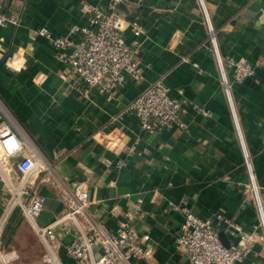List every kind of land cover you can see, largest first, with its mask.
I'll return each instance as SVG.
<instances>
[{
    "label": "crops",
    "instance_id": "0c3cea01",
    "mask_svg": "<svg viewBox=\"0 0 264 264\" xmlns=\"http://www.w3.org/2000/svg\"><path fill=\"white\" fill-rule=\"evenodd\" d=\"M110 1L0 0L17 18L0 25V124L9 115L24 145L0 160V264H33L34 256L46 261L49 253L61 264H80L66 244L93 225L115 230L129 212L149 234L153 254L128 264H191L175 244L184 214L174 205L211 218L226 242L239 241L220 213L246 231L255 229L251 250L236 264H264V232L256 228L260 212L244 152L264 209V0H123L121 12L146 29L142 74L108 94L94 88L85 95V82L56 57L53 44L31 34L42 25L66 33L87 22L84 2L108 11ZM124 36L133 37L129 25ZM218 53L226 63L244 58L255 68L254 77L232 86L235 112ZM157 79L182 101L184 126L148 130L130 109ZM26 139L40 163L24 177L19 161L31 153ZM76 186L87 192L89 205L71 219L65 196ZM35 195L45 199L38 223H56L57 240L49 247L20 206V199ZM20 228L32 230L33 238L18 236ZM100 253L93 244V257Z\"/></svg>",
    "mask_w": 264,
    "mask_h": 264
},
{
    "label": "built area",
    "instance_id": "2783aa9c",
    "mask_svg": "<svg viewBox=\"0 0 264 264\" xmlns=\"http://www.w3.org/2000/svg\"><path fill=\"white\" fill-rule=\"evenodd\" d=\"M122 1L111 0L108 11L84 2L81 9L89 13L86 23H75L63 34H54L47 26L42 25L35 30L34 34H31L32 38L37 35L45 36L53 44L56 57L69 65L85 82L83 90L85 95H89L94 88L98 92L108 94L123 86L129 78L138 79L142 74V36L146 29L138 18L131 20L126 18L120 10ZM8 23L16 24L17 18L3 9L0 3V25ZM127 25L131 27L133 33L130 41H127L124 36ZM210 29H213L211 24ZM211 40L216 45L214 35ZM218 63L226 95L232 111L235 112L232 86L236 82H243L247 78L254 77L255 68L244 58L230 57L226 63L219 53ZM130 109L137 113L142 127L148 130L184 126L182 101L170 94V87L163 79L155 80L141 91L131 102ZM14 127L15 123L9 115L8 119L0 124V160L24 147ZM26 143H29L27 139ZM29 145L31 153L19 161V168L24 177L40 163L36 149L30 143ZM244 152L260 212V221L256 228L261 227L264 232V209L261 196L245 147ZM41 164L46 166L44 162ZM19 202L22 211L32 221L37 234L48 244V247L55 243L56 223L40 225L37 221V217L44 208V197L35 195L27 201L20 199ZM65 203L67 210L65 216L76 219L89 205L87 192L80 186H76L73 192L66 193ZM173 207H180L184 214L175 237V244L178 249L187 253L191 264H236L246 257L255 242V229L251 232L246 231L241 224L225 218L220 213L218 216L225 219L230 225V233L239 241L227 245L211 218L198 214L188 205ZM136 209L139 212L141 205L138 204ZM135 215L136 213L129 212L115 230L102 225H93L88 234L76 236L66 244L67 253L80 264H128L131 259L150 258L153 254V247L149 243L150 236L148 233L139 231L134 223ZM2 231L3 226L0 225V257L3 255ZM93 244L101 248L98 257L92 255ZM46 261L48 264H61L52 253L46 254Z\"/></svg>",
    "mask_w": 264,
    "mask_h": 264
},
{
    "label": "rangeland",
    "instance_id": "374dc122",
    "mask_svg": "<svg viewBox=\"0 0 264 264\" xmlns=\"http://www.w3.org/2000/svg\"><path fill=\"white\" fill-rule=\"evenodd\" d=\"M18 236L24 237L26 240L30 241L33 238V232L32 230H29L27 228H20ZM38 252L39 250L37 248V250H35V254H37ZM7 257L8 256L6 255L5 258L7 259ZM33 258H34L33 264H38V263L48 264L44 259L42 261V258H40V254H38L37 256H34ZM9 264H15V260H12L11 262H9Z\"/></svg>",
    "mask_w": 264,
    "mask_h": 264
},
{
    "label": "water",
    "instance_id": "95a60500",
    "mask_svg": "<svg viewBox=\"0 0 264 264\" xmlns=\"http://www.w3.org/2000/svg\"><path fill=\"white\" fill-rule=\"evenodd\" d=\"M221 238L223 239V241H224V238L221 236ZM224 243L225 244H227V245H230L231 243L230 242H226V241H224Z\"/></svg>",
    "mask_w": 264,
    "mask_h": 264
},
{
    "label": "bare ground",
    "instance_id": "6f19581e",
    "mask_svg": "<svg viewBox=\"0 0 264 264\" xmlns=\"http://www.w3.org/2000/svg\"><path fill=\"white\" fill-rule=\"evenodd\" d=\"M16 255V254H15ZM11 257H12V254L11 255H9L8 257H7V259L9 260V259H11Z\"/></svg>",
    "mask_w": 264,
    "mask_h": 264
}]
</instances>
